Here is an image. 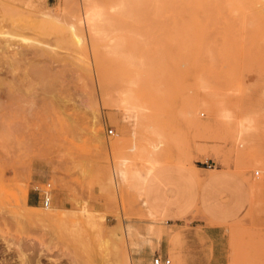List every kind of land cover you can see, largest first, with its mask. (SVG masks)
I'll use <instances>...</instances> for the list:
<instances>
[{"label":"rangeland","instance_id":"1","mask_svg":"<svg viewBox=\"0 0 264 264\" xmlns=\"http://www.w3.org/2000/svg\"><path fill=\"white\" fill-rule=\"evenodd\" d=\"M100 1L111 13L120 0ZM130 1L140 16L117 19L156 21L158 36H111V26L91 36L84 25L80 45L63 32L84 0H0V32L53 45L20 55L18 40L0 42V260L22 242L47 247L42 264H144L147 228L166 222L117 170L164 161L251 176L254 204L225 227L227 264H264V183L254 175L264 173V0ZM128 91L145 115L126 121ZM45 181L48 208L34 190ZM36 211L51 218L31 220Z\"/></svg>","mask_w":264,"mask_h":264},{"label":"crops","instance_id":"2","mask_svg":"<svg viewBox=\"0 0 264 264\" xmlns=\"http://www.w3.org/2000/svg\"><path fill=\"white\" fill-rule=\"evenodd\" d=\"M196 168L195 173L188 166L167 163L148 176L142 201L166 224L160 240L154 238L141 253L144 264L151 263V253L166 257L171 252L178 264L228 263L225 227L254 204L255 192L239 172L198 164Z\"/></svg>","mask_w":264,"mask_h":264},{"label":"bare ground","instance_id":"3","mask_svg":"<svg viewBox=\"0 0 264 264\" xmlns=\"http://www.w3.org/2000/svg\"><path fill=\"white\" fill-rule=\"evenodd\" d=\"M97 1L99 2L100 0H97ZM97 1L96 0H84V3H83L84 5L82 4V6L79 3L78 10L76 12H73L70 15V18H69V23L70 24L68 22H66L68 24H65L66 26L68 25V27L70 25L69 29H70L71 32L68 33V34H66L65 32H63L64 33L63 36L66 35V36L74 37L76 39L77 43L80 44V45H82L83 44V37L85 36L82 33L84 31V27L85 26H87L89 28V32H90V35L91 36H102L101 31H104L106 29V27L108 28L109 26H111V36H133V37L134 36L135 37L136 36H146V37L147 36L148 37L149 36H158V30H159L158 27L159 26L157 25V23H155L156 21L155 22L154 21L153 22L138 21L139 19L142 18V16L138 20H136V19L135 20H133V19L130 20L131 17H130L129 20H124V21L123 20H120V19H117V17L120 16V15H123V16H127L128 15V16H132L133 17V16H135L137 14L136 9H138V11H139V8H136V6H132L133 3H132V5H129L127 2H125V1H130V0H120L116 4H112L111 5V13L104 6L100 5L101 3L99 4ZM130 2H132V0ZM142 3H144V2H142ZM168 5H169V3H168ZM49 7L50 6H46L45 5L44 6V9L42 10V13H43L44 16H42V15H40V16H42L44 19L53 20L52 15H54V11H53V9H51ZM160 7H161V5H160ZM162 10H164V9L162 8ZM164 11H166V10H164ZM177 12L178 11H176V13ZM137 15H139V14H137ZM141 15H143V14H141ZM149 16H151V15H148L147 16V19H148ZM155 18H156V16H155ZM158 18H159V16H158ZM63 20H64V18H63ZM162 20L163 19H161V21ZM211 21L213 22V20H211ZM157 22H159V20ZM163 23H164V21H163ZM169 23H172V21L169 22ZM167 24H168V22H167ZM163 28H164V26H163ZM15 32H17V31H15ZM15 32H10V31H7V30L6 31H1L0 32V42H1V38L2 37L5 38L6 40H7V38L8 39H11V40L12 39H16L20 43V46L18 48H16V49H19L21 47H30L31 46V47H34L37 52H44V51H46L48 49V47L53 46V45H51V46L50 45H47L46 43H44L45 41L36 38V36H31V35H27V34H23V33L20 34V32L19 33L18 32L15 33ZM172 34H173V32H172ZM171 37H173V35H171ZM23 44H24V46H22ZM54 48H56V47L54 46ZM49 50H51V49H49ZM19 53H20V55H23V50L22 51L20 50ZM205 57H206V55H205ZM212 64H213V62H212ZM178 72H179V70H178ZM121 100H122V102L123 101L124 102H127V105H123V112H122V116H123V118L126 121H128L131 118H136V117L145 115L144 114L145 112H144L142 106L139 105V103L137 101V98L135 97V95H134L133 92H129V91L126 92V97H124ZM248 121L251 122L250 119ZM208 149L209 148L206 147V149L203 148L202 150L207 151ZM156 153H157V151H156ZM189 157L190 156H186V158H184V159H186L188 161L189 160ZM157 158H158V156H157ZM181 159L183 160V158H181ZM179 160H180V158H179ZM162 163L165 164L166 162L164 163V161H163ZM177 163H179V162H177ZM182 163L183 162H181V164ZM238 164H239V162L237 163V165ZM188 166H189V168L192 169V171H194L195 173L197 172V168H196V166H194L193 163L190 162ZM152 171H153V168H151V169H144V170H140V169L125 170V169L119 168L117 170V175L123 181H133V182H135L137 184V187L139 188V192H140L141 196H143V190H144L143 188H144V185L146 183V180H147L148 176L152 173ZM237 172H239L241 174H245L244 170H239ZM247 177H246V179H248L251 182V185L253 187V190L256 191V189H257L256 182L253 179H251V176L250 175L249 176L247 175ZM135 183H134V185H136ZM30 218H31V220H34L36 222H45V221H48L51 218V214H50V211H36L33 214H30ZM161 225H162L161 223H158L156 221V222L151 223V225L147 228L149 234H151L150 236H148L146 238V241L149 244H153L154 243V238L160 240V238H161V236L163 234L162 233L163 232V225L162 226ZM134 231H135V228L133 226H131V225H128L125 228V232L124 233H122L123 232V230H122L121 237H120L121 240H122V242L125 241V239L127 238L128 235L133 234ZM37 233H38V231H37ZM157 244H159V243H157ZM32 245H29L27 243H22V242H19L18 244H15V246H12V243L8 244L6 246V248H4V250H2V252L3 253H7V254H11L10 255L11 258L10 257H5V258L1 259L0 260V264H42L40 255H41V253L43 251H47L46 250L47 247H46V249H44L43 247L40 248V247H37L36 245L35 246H32ZM14 254L16 255V258L13 257Z\"/></svg>","mask_w":264,"mask_h":264},{"label":"built area","instance_id":"4","mask_svg":"<svg viewBox=\"0 0 264 264\" xmlns=\"http://www.w3.org/2000/svg\"><path fill=\"white\" fill-rule=\"evenodd\" d=\"M108 136H112L115 134V129L113 127L107 128L106 131ZM210 167L212 165H209ZM255 177L262 180L264 183V173L261 169H256L254 172ZM34 190L36 192L37 200L41 201L44 207H49L52 203V183L50 181H45L43 185L40 183H35ZM172 259L169 256L164 257L161 254H156L153 258V264H171Z\"/></svg>","mask_w":264,"mask_h":264}]
</instances>
